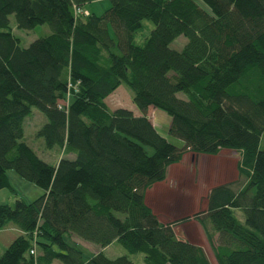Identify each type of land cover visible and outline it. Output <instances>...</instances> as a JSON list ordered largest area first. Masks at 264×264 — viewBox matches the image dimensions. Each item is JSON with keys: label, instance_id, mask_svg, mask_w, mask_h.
Returning a JSON list of instances; mask_svg holds the SVG:
<instances>
[{"label": "trees", "instance_id": "16d2710c", "mask_svg": "<svg viewBox=\"0 0 264 264\" xmlns=\"http://www.w3.org/2000/svg\"><path fill=\"white\" fill-rule=\"evenodd\" d=\"M202 1L209 10L196 0H111L98 14L85 8L92 0H0V189L15 194L14 206L0 203V230L20 231L0 264H35V244L37 264H86L78 238L119 243L145 264H211L159 220L146 192L188 151L222 149L239 152L244 180L214 186L194 217L218 264H264V0ZM11 15L19 28L47 31L23 46ZM146 20L154 27L139 44ZM122 84L135 109L109 106ZM33 107L47 117L37 136L61 150L56 163L24 140ZM151 107L171 116L183 148L158 131ZM10 169L43 193L20 197ZM129 253L101 250L87 264H136Z\"/></svg>", "mask_w": 264, "mask_h": 264}, {"label": "rangeland", "instance_id": "374dc122", "mask_svg": "<svg viewBox=\"0 0 264 264\" xmlns=\"http://www.w3.org/2000/svg\"><path fill=\"white\" fill-rule=\"evenodd\" d=\"M196 1L209 10L205 2L202 0ZM110 4L111 0H92L85 8L90 12L100 14ZM10 19L12 30L14 34L21 38V45L23 46H27L36 37L47 31V27L44 26L36 29H22L17 26L15 15H11ZM153 27V22L146 20L144 27L137 34L136 42L142 44ZM186 42L187 37L182 35L177 37L171 43V46L181 50ZM179 95L183 97L184 93ZM107 101L112 109L116 107L135 109L132 92L126 84L120 85L108 97ZM149 116L163 136L176 146L184 147L185 144L182 139L170 134L171 116L166 111L151 107ZM46 122V115L37 107H33L31 114L24 120V140L42 159L50 163H56L61 158V150L58 147L54 149L47 148L44 139L37 136L38 130ZM262 147H264V139L262 140ZM239 159L240 154L236 150L222 149L216 155L188 151L180 162L169 167L166 179L154 183L146 192V203L158 216L159 220L163 223H172L181 239L203 247L211 264H218V262L206 233L194 216L197 212L206 208L207 195L214 186L224 183H234L235 186H239L243 182L244 178L240 176L237 166ZM8 175L17 194L25 200H33L43 193L39 186L24 179L15 170H8ZM0 203L14 206L15 194L10 188L0 189ZM14 230L19 232L17 228ZM4 231L0 233V253L6 249L10 241V233ZM77 242L79 248L83 251L86 264L92 255L101 250L110 258L129 253L119 243H113V245L110 244L104 248L96 242L82 238H78ZM129 255L136 264H145L143 253H129Z\"/></svg>", "mask_w": 264, "mask_h": 264}, {"label": "crops", "instance_id": "0c3cea01", "mask_svg": "<svg viewBox=\"0 0 264 264\" xmlns=\"http://www.w3.org/2000/svg\"><path fill=\"white\" fill-rule=\"evenodd\" d=\"M108 100V99H107ZM117 108V107H116ZM14 229H16V227H14L13 225H8L5 229H1L0 230V233H2L3 232V230H5L4 232H8V233H10V241H9V243L14 239V237H15V235H17V233L18 232H15V230ZM19 231V230H18ZM19 233H20V231H19ZM114 244H116V242H114ZM112 245H113V243H112ZM105 248V247H104Z\"/></svg>", "mask_w": 264, "mask_h": 264}, {"label": "built area", "instance_id": "2783aa9c", "mask_svg": "<svg viewBox=\"0 0 264 264\" xmlns=\"http://www.w3.org/2000/svg\"><path fill=\"white\" fill-rule=\"evenodd\" d=\"M80 11H81V10H80ZM80 11H79V12H80ZM35 236H37V232H35ZM30 253H31L32 255H34V257H35V264H37L36 257H37V255H38V252H37L36 244H35L34 247L30 250Z\"/></svg>", "mask_w": 264, "mask_h": 264}]
</instances>
